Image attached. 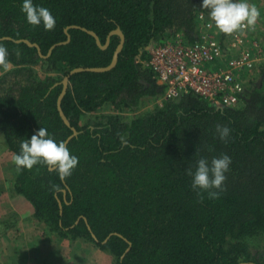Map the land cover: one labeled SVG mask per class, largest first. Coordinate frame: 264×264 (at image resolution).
<instances>
[{"label": "trees", "instance_id": "1", "mask_svg": "<svg viewBox=\"0 0 264 264\" xmlns=\"http://www.w3.org/2000/svg\"><path fill=\"white\" fill-rule=\"evenodd\" d=\"M22 2L0 0V39H11L0 40L11 64L0 67L2 141L14 157L43 127L79 158L64 181L46 165L13 166V190L43 234L93 244L114 264H264V66L237 107L216 109L189 93L140 112L164 88L137 58L178 33L192 41L196 15L208 16L202 0H33L55 17L52 30L28 25ZM82 28L102 46L119 29L124 44L111 70L69 76L61 109L73 135L57 111L61 80L107 67L120 42L112 34L101 49ZM66 29L69 42L57 45ZM217 126L231 130L227 141ZM223 154L232 163L219 197L198 195L189 171Z\"/></svg>", "mask_w": 264, "mask_h": 264}, {"label": "built area", "instance_id": "2", "mask_svg": "<svg viewBox=\"0 0 264 264\" xmlns=\"http://www.w3.org/2000/svg\"><path fill=\"white\" fill-rule=\"evenodd\" d=\"M257 9L260 16L254 27L236 31L223 41L214 24L209 26V17L199 13L192 41L178 33L163 43L146 46L147 59L138 57L137 61L150 68L164 88L163 95L149 103L150 108L189 93L215 108L237 107L264 66V41L260 39L264 5Z\"/></svg>", "mask_w": 264, "mask_h": 264}, {"label": "clouds", "instance_id": "3", "mask_svg": "<svg viewBox=\"0 0 264 264\" xmlns=\"http://www.w3.org/2000/svg\"><path fill=\"white\" fill-rule=\"evenodd\" d=\"M201 9L208 12L211 22L209 26L214 24L220 33L226 35L246 27H254L260 16L257 7L251 5L248 0H202ZM21 12L30 26L42 25L45 30H52L55 27V17L50 10L34 4L33 0H23ZM7 55V49L0 46V67L4 71L11 68L10 62L6 60ZM216 133L221 141H227L231 130L228 127L217 126ZM13 163L17 171L46 165L58 173L60 181H64L78 166L79 158L70 153L66 142H56L50 137L47 129L41 127L30 140H24L20 144V151L14 155ZM231 163V157L227 154L214 157L211 161L206 158L198 159L195 170L188 173L193 191L198 195L207 193L211 199L218 198Z\"/></svg>", "mask_w": 264, "mask_h": 264}, {"label": "rangeland", "instance_id": "4", "mask_svg": "<svg viewBox=\"0 0 264 264\" xmlns=\"http://www.w3.org/2000/svg\"><path fill=\"white\" fill-rule=\"evenodd\" d=\"M248 2L256 7L264 5V0ZM149 103L151 101L145 103L140 112L151 110ZM91 117L86 116L82 125ZM13 166V155L6 149L0 135V264H40L45 258L42 254L46 255L47 263L52 261L53 264H114L110 254L93 244L82 240L70 242L53 236L47 238L43 234L45 227L33 218L31 205L13 190Z\"/></svg>", "mask_w": 264, "mask_h": 264}, {"label": "water", "instance_id": "5", "mask_svg": "<svg viewBox=\"0 0 264 264\" xmlns=\"http://www.w3.org/2000/svg\"><path fill=\"white\" fill-rule=\"evenodd\" d=\"M72 28L80 29V28L77 27V26H74V27H72ZM81 30L84 31V32H86L88 35L92 36V37L94 38V40H95L96 45H97L99 48H101V49H105V47L107 46V44H108V42H109V36L112 35V34H116V35H118L119 38H120V42H119L118 46L116 47V50H115V52H114V54H113V58H112L111 63H110L107 67H105V68H93V69L77 68V69L72 70V71L69 73V75L65 76V77L61 80L62 90H61V93H60V95H59V97H58V99H57V111H58L59 116L61 117L63 123H64L67 127H69V128L71 129L73 135H76V134H77V131H76L73 127L70 126L69 121L67 120V118L65 117V115L63 114V111H62V109H61V100H62L64 94H65L66 91H67V88H68V82H69V76L72 75V74L78 73V72H83V71L105 72V71H109V70H111V69L116 65L117 58H118V54L120 53V51H121V49H122V47H123V44H124V35L122 34V32H121L119 29H117V30H115V31H113V32H111V33L109 34V36L107 37V40H106V44H105V46H102V45H101V43H100V41H99L97 35H96L94 32H92V31H88V30H85V29H83V28H82ZM65 33H66V36H67V40H66V42L59 43V44H57V45H62V44H64V43L69 42V40H70V36L67 34V29L65 30ZM0 40H11V39L8 38V37H4V38H2V39H0ZM15 42H16V43L23 42V43H25L26 45H28L29 47H34V48H36V50H37V52L39 53V55L42 56L41 53H40V48L38 47L37 44L30 43V42L27 41V40H18V41H15ZM53 48H54V46L48 51V54H47V55H49V54L51 53V50H52ZM216 109H223V108H222V107H217ZM70 138H71V137H69V138L67 139V141H68ZM66 143H67V142H66ZM62 192L65 193L66 190H63ZM92 236H93V235H92ZM93 237H94V236H93Z\"/></svg>", "mask_w": 264, "mask_h": 264}, {"label": "crops", "instance_id": "6", "mask_svg": "<svg viewBox=\"0 0 264 264\" xmlns=\"http://www.w3.org/2000/svg\"><path fill=\"white\" fill-rule=\"evenodd\" d=\"M260 39L264 41V31L261 32V34H260ZM42 256H43V254H42ZM45 256H46V255H45ZM45 256H44V257H45ZM46 263H47V262H45V263H42V262H41L40 264H46ZM47 264H53V263L50 261V262H48Z\"/></svg>", "mask_w": 264, "mask_h": 264}]
</instances>
